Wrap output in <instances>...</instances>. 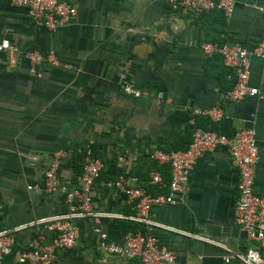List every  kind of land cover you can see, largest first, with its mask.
<instances>
[{"label":"crops","instance_id":"0c3cea01","mask_svg":"<svg viewBox=\"0 0 264 264\" xmlns=\"http://www.w3.org/2000/svg\"><path fill=\"white\" fill-rule=\"evenodd\" d=\"M65 1L75 17L49 32L23 9L0 0V40L20 51L52 52L59 63L40 65L32 76L17 54L0 53V229L14 235L13 257L5 256L2 264H18L15 253L31 244L51 243L53 233L40 221L64 211L62 198L28 187L41 186L55 154H62L58 173L68 187L77 178L75 155L92 146L106 165L110 157L115 160L117 177L129 187L166 196V186L148 184L152 172L163 182L169 174L168 165L151 158V151L185 149L194 127L225 137L250 127L257 150L253 191L264 196L261 63L249 59L248 86L260 96L234 104L225 98L231 81L220 56L200 49L204 43H235L250 51L264 32V13L245 4L264 9V0H231L228 18L172 11L167 0ZM119 74L148 96L123 95ZM210 109L222 112L219 121L193 113ZM236 176L227 150L218 148L197 159L186 191L174 196V204L149 211L157 225L151 233L177 264H223L220 246L234 251L249 246L234 225ZM108 182L98 180L91 190L92 209L100 218L79 221L76 245L56 251L54 264H140L99 248L98 233L119 243L134 225L127 220L133 212L124 195Z\"/></svg>","mask_w":264,"mask_h":264},{"label":"built area","instance_id":"2783aa9c","mask_svg":"<svg viewBox=\"0 0 264 264\" xmlns=\"http://www.w3.org/2000/svg\"><path fill=\"white\" fill-rule=\"evenodd\" d=\"M172 11L184 14L200 15L211 10H217L228 18L233 11L231 0H167ZM11 7L23 9L26 15L36 25L54 32L67 25L75 17V9L65 0H8ZM245 8L264 13V9L256 5L245 4ZM200 49L206 55L218 54L221 64L229 71L227 80L232 82L231 88L225 93V98L231 103H239L249 97L260 96L254 87L248 86L249 59L251 56L259 59L261 71L264 73V32L257 44L248 51L238 44L216 46L204 43ZM0 53L17 54L28 66V72L37 76L36 68L47 64L57 67L58 62L52 52L41 53L36 50L20 51L7 39L0 40ZM120 92L131 98L148 96L140 91L124 74L118 75ZM159 97V95H157ZM194 114H204L213 121H219L222 112L219 109L199 111ZM218 148L227 150L230 163L236 169V201L234 203V225L249 244L241 251H234L220 246L224 251L223 264H264V196H258L253 191L254 169L257 158L255 132L253 128H240L231 137H225L212 130L194 127L190 142L180 151L169 154L151 151L150 157L159 164L169 167V181L164 184L160 173L152 172L148 184L163 188L166 186L168 195H150L140 187H129L123 177L108 182L106 185L115 187L122 192L133 215L128 217L130 223L136 225L133 233L125 235L119 242L108 241L107 236L98 233L99 248L108 255L136 260L140 264H177L174 256L158 246L151 233V228L157 226L149 220V211L161 204H174L175 195L186 191L187 182L197 159L204 154L212 153ZM55 154L42 175L41 186L28 187L44 194H58L62 198L64 211L60 214L40 221L48 232L53 233L49 245L31 244L17 251L14 255L18 264H54L56 251L71 249L79 237L78 222L90 219L94 222L100 215L93 212L91 190L99 179L103 161L91 155L89 150L83 154L81 173L73 186H66L59 176V158ZM14 246V235L11 230L0 229V264L8 256Z\"/></svg>","mask_w":264,"mask_h":264},{"label":"trees","instance_id":"16d2710c","mask_svg":"<svg viewBox=\"0 0 264 264\" xmlns=\"http://www.w3.org/2000/svg\"><path fill=\"white\" fill-rule=\"evenodd\" d=\"M214 13H218L219 15H222L221 12H219L217 10H211V11H209L207 13H203V14H214ZM229 83H230L229 84L230 85L229 86V89H230L231 86H232V82H229ZM204 130H208V129H204ZM89 149L91 151V155L92 156L98 157V158L100 157V154H98L97 150L94 147L91 146V147H89ZM83 153H84V150L75 155V157L77 159V164H78L77 169L75 171L76 176H78L81 173V161H82ZM118 175H119V172L116 169L115 160L112 157H110L107 165L103 161V168L100 171L99 179L98 180H103L104 182H106V181H113V180H115L117 178ZM163 179H164V182H168L169 181V174H166L165 173ZM128 229H129L128 230V233H133L135 227H134V225L131 226V224H130V226L128 227ZM9 256L10 257H13V252Z\"/></svg>","mask_w":264,"mask_h":264}]
</instances>
